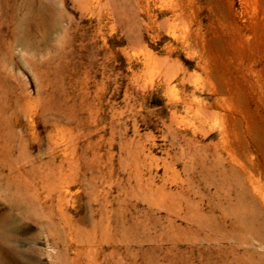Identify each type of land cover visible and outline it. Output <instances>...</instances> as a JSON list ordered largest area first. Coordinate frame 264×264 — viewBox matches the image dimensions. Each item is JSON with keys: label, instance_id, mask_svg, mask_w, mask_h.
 <instances>
[{"label": "rangeland", "instance_id": "1", "mask_svg": "<svg viewBox=\"0 0 264 264\" xmlns=\"http://www.w3.org/2000/svg\"><path fill=\"white\" fill-rule=\"evenodd\" d=\"M4 221L41 264H264V0H0Z\"/></svg>", "mask_w": 264, "mask_h": 264}, {"label": "bare ground", "instance_id": "2", "mask_svg": "<svg viewBox=\"0 0 264 264\" xmlns=\"http://www.w3.org/2000/svg\"><path fill=\"white\" fill-rule=\"evenodd\" d=\"M64 192H67L68 187H63ZM57 209L60 213L63 214L64 206L69 205L72 212L77 213L80 211L79 205L76 203V200L80 199V197H57ZM104 197H88V208H89V215L91 219L95 215V212H99L100 205ZM96 206H99L97 209ZM61 214V215H62ZM102 214V212H101ZM93 221V220H92ZM103 220L100 219L98 222L94 223L96 225H102ZM108 226H110L109 221H106ZM107 226V228H108ZM93 227V226H92ZM13 226L11 223L4 221L0 225V238L3 242L7 243L6 252L4 255L0 257V264H41L38 258L33 255L31 248L29 250L21 252L17 249L16 245L12 244L13 239H11V232L13 231ZM93 243V241H92ZM90 244V243H88ZM47 245V244H46ZM68 243L59 244L57 240L53 239L52 241H48V246L52 250H56L55 254H49L48 257V264H70L73 262L68 255L69 246ZM29 252V253H27ZM43 264V263H42Z\"/></svg>", "mask_w": 264, "mask_h": 264}]
</instances>
